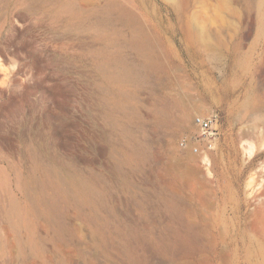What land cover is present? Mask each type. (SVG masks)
<instances>
[{"label":"rangeland","instance_id":"1","mask_svg":"<svg viewBox=\"0 0 264 264\" xmlns=\"http://www.w3.org/2000/svg\"><path fill=\"white\" fill-rule=\"evenodd\" d=\"M0 264H264V0H0Z\"/></svg>","mask_w":264,"mask_h":264},{"label":"bare ground","instance_id":"2","mask_svg":"<svg viewBox=\"0 0 264 264\" xmlns=\"http://www.w3.org/2000/svg\"><path fill=\"white\" fill-rule=\"evenodd\" d=\"M19 18V17H18ZM21 21V20H20ZM18 22H19V20H18ZM22 23V22H21ZM21 23H20V25H21ZM16 67V66H15ZM147 67H148V65H146V64H144V65H141L139 68H137V69H135V70H131V71H125V72H122L121 74H118V75H115V76H113L112 77V79H111V81L112 82H114V83H116V82H119V81H122V80H125V79H128L129 77H131L132 75H135V76H143L144 74H145V71L147 70ZM3 68V67H2ZM1 68V69H2ZM102 98V97H101ZM194 106H192V109H194L193 108ZM184 109H183V116H182V120H180V125H178V126H182L181 128H188V124H189V121H190V119H191V115H190V112L188 111V110H186V108L185 107H183ZM191 108V107H190ZM189 108V109H190ZM180 109H182V107H180ZM198 109V108H197ZM195 111H197L196 109H195ZM194 111V112H195ZM123 126V131H124V133L126 134V135H128L129 136V142H128V146L126 147V149H127V153L123 156V160H124V162H128V163H130V162H133V161H136V162H138V164L141 162V163H145V165H146V163H147V165H148V163L149 162H151L152 160H151V155L149 154V152H148V147L149 146H147L146 144H144V143H137V141L136 142H134L133 141V139H132V134H134L133 133V129H134V127L133 128H131V127H129V126H127V125H122ZM63 128V127H62ZM64 129V128H63ZM43 132H45L46 133V131H43ZM43 132H42V134H43ZM48 132V131H47ZM134 132H135V130H134ZM44 133V134H45ZM58 133V132H57ZM40 134V133H39ZM42 134H40V136L42 135ZM48 134V133H47ZM249 135H250V133H248ZM248 135V136H249ZM43 136V135H42ZM41 136V137H42ZM50 136H51V134H50ZM56 136V135H55ZM64 136V135H63ZM45 137H46V135H45ZM45 137H43V138H45ZM47 137H48V135H47ZM246 137V136H245ZM41 139V138H40ZM52 139V138H51ZM64 139V138H63ZM43 141H44V139H43ZM46 141H48V140H46ZM46 141H44L45 142V145H46ZM52 141H54V140H52ZM57 142V141H56ZM48 143V142H47ZM54 143V142H53ZM55 144V143H54ZM57 145H58V143H57ZM47 146V145H46ZM54 146V145H53ZM250 147H252L253 148V145H251ZM49 148H50V146H49ZM54 148V147H53ZM251 148V149H252ZM57 150L55 149V152H56ZM59 153V152H58ZM61 154V153H60ZM63 154H61V156H62ZM56 157V156H55ZM59 157V156H58ZM207 158H208V155H207ZM53 159V158H52ZM57 159V158H56ZM59 159V158H58ZM54 160H55V158H54ZM151 160V161H150ZM62 161V160H61ZM207 161H208V159H207ZM63 162V161H62ZM65 163V162H64ZM138 164H137V166H138ZM61 165V164H60ZM64 165V164H63ZM67 165V164H66ZM65 165V166H66ZM141 165H144V164H141ZM62 166V165H61ZM70 166V165H69ZM139 166H140V164H139ZM67 167V166H66ZM145 167V166H144ZM143 166H142V168H144ZM138 168V167H137ZM140 168V167H139ZM69 169V168H68ZM66 170V169H65ZM72 170V169H71ZM50 171H52V170H50ZM62 171H64V170H62ZM54 172V171H53ZM71 172V174L73 173L72 171H70ZM66 172H64V174H65ZM59 174H61V172L59 173ZM54 175H55V172H54ZM57 175H58V173H57ZM56 176V175H55ZM65 177H66V175H65ZM2 179H3V177H1ZM74 179H75V177H73ZM57 179V178H56ZM55 179V180H56ZM76 180V179H75ZM78 182H80V181H78ZM77 182V183H78ZM63 183V182H62ZM79 185V184H78ZM62 189V188H61ZM78 189V188H77ZM81 188H80V185H79V190H78V195H80L81 194ZM177 204L176 205H178V203L179 202H176ZM179 206V205H178ZM17 208V205L16 204H14L13 205V210L14 209H16ZM198 242L199 241V237H197V236H195L194 238H193V240H192V242Z\"/></svg>","mask_w":264,"mask_h":264},{"label":"built area","instance_id":"3","mask_svg":"<svg viewBox=\"0 0 264 264\" xmlns=\"http://www.w3.org/2000/svg\"><path fill=\"white\" fill-rule=\"evenodd\" d=\"M216 122L215 117H203V116H196L194 118V125L198 129L197 139L203 143L204 147L207 150L213 148L214 140L216 137L214 124ZM187 143L182 142L181 147L187 148ZM193 151L195 153L200 152V148L198 146L193 147Z\"/></svg>","mask_w":264,"mask_h":264}]
</instances>
